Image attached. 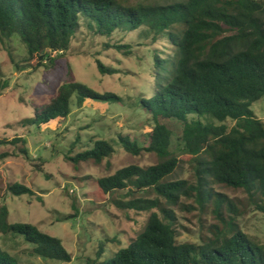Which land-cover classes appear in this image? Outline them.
<instances>
[{
  "label": "trees",
  "instance_id": "obj_1",
  "mask_svg": "<svg viewBox=\"0 0 264 264\" xmlns=\"http://www.w3.org/2000/svg\"><path fill=\"white\" fill-rule=\"evenodd\" d=\"M83 28L101 38L141 30L145 39L164 40L172 47L166 55L151 51L155 89L151 98L138 103L154 123L147 144L123 136L116 142L133 156L153 153L160 163L130 166L98 181L105 195L128 191V202L115 201L120 208L159 212L152 213L136 240L101 264H264V245L242 231L237 209L211 186L243 190L264 212V122L252 110L264 97V0H0V42L17 38L26 48V60L39 59L40 67L53 61L52 52H68ZM97 68L101 75L118 74L99 60ZM121 102L115 94H100L69 74L51 102L36 107L24 125L40 129L68 119L74 108ZM171 122L181 125L182 151L191 158L195 183L167 181L179 164L171 151ZM19 143L29 157L26 140L0 142ZM88 147L66 159L75 165H99L116 151L106 140ZM134 189L152 190L158 199L135 198ZM8 193L37 195L22 184L9 186ZM183 197L194 198L203 208L213 206L222 225L201 245L178 244L174 213L162 206L161 199L177 206ZM38 201L43 203L41 197ZM225 211L236 215L227 218ZM9 216L8 207L0 206L1 234L23 237L38 257L72 261L62 240L33 224H12ZM103 253L101 246L97 256ZM0 264L23 263L0 247Z\"/></svg>",
  "mask_w": 264,
  "mask_h": 264
},
{
  "label": "rangeland",
  "instance_id": "obj_2",
  "mask_svg": "<svg viewBox=\"0 0 264 264\" xmlns=\"http://www.w3.org/2000/svg\"><path fill=\"white\" fill-rule=\"evenodd\" d=\"M130 1L137 4L154 0ZM171 48L164 40L145 39L141 30L101 38L83 28L68 52L62 55L52 52L53 61L40 67L39 59L26 60V48L17 38L0 42V142L24 139L29 154L26 157L21 153L22 143L0 144V206L8 207L10 223L33 224L43 233L62 240L72 261L38 257L33 254L34 246L23 237L0 232L2 250L23 264H101L137 239L152 213L159 210L122 209L115 201L128 202L131 199L128 191L105 195L98 181L130 166L149 168L160 163L153 153L133 156L116 142L123 136L147 144L146 137L153 131L154 123L139 109L138 103L151 98L155 89L151 51L166 55ZM98 60L118 74L101 75ZM69 74L100 94H115L122 102L86 104L81 109L74 108L66 120L53 121L40 129L26 127L24 121L34 116L36 107L51 102ZM252 110L264 122V97L253 104ZM170 126L174 130L171 151L179 164L167 181L195 183L191 158L182 151L181 125L171 122ZM103 140L112 142L116 151L101 164L90 161L75 165L66 159V155L74 157ZM15 184L25 185L37 195L9 194L8 187ZM211 186L213 193L237 209V223L242 231L253 242L264 245V212L257 209L243 190ZM134 192L135 198L158 199L152 190L134 189ZM161 203L174 213L178 244L201 245L213 236L216 227L222 228L213 206L203 208L194 198L183 197L177 206H169L164 199ZM225 212L227 218L236 215ZM101 246L104 253L98 257Z\"/></svg>",
  "mask_w": 264,
  "mask_h": 264
}]
</instances>
